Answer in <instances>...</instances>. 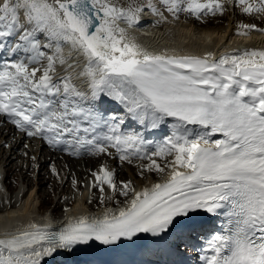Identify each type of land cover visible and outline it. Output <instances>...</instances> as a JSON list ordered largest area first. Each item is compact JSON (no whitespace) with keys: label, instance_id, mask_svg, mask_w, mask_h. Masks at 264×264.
<instances>
[{"label":"snow or ice","instance_id":"6c2138e0","mask_svg":"<svg viewBox=\"0 0 264 264\" xmlns=\"http://www.w3.org/2000/svg\"><path fill=\"white\" fill-rule=\"evenodd\" d=\"M225 2L248 15L264 14V0H160L174 17L183 11L197 19L223 15ZM145 7L163 18L153 0L144 5L131 0L127 7L112 0H0V52L27 51L25 45L37 50L36 33L57 42L43 69L30 67L39 63L35 57L0 67V114L27 137L65 145L69 155L86 149L93 156H111L115 149L121 162L131 164L136 157L148 161L140 166L144 170H168L164 182L137 191L132 181L118 185L115 172L101 165L91 174V187L99 189L102 203L105 186L113 194H131L127 207L118 214L108 209L103 219L81 216L59 232L33 224L32 231L0 238V264H42L46 257L96 242L112 246L142 233L159 237L183 227V219L197 211L216 213L226 205L228 227L208 241L204 264H264V51L219 60L211 53L203 58L150 54L128 40L119 25L136 24ZM238 27L246 30L239 35L264 32L255 24ZM17 35L19 42L8 48V38ZM61 41L84 57L80 75L93 100L110 97L153 129L171 118V135L149 153L141 135L121 131L123 119L113 116L102 125V117L73 99H83L84 93L71 77L53 80L57 61L66 63ZM61 95L57 108L50 97ZM102 127L107 131H98ZM216 134L223 138L212 139ZM52 173L59 176L55 166Z\"/></svg>","mask_w":264,"mask_h":264},{"label":"bare ground","instance_id":"6f19581e","mask_svg":"<svg viewBox=\"0 0 264 264\" xmlns=\"http://www.w3.org/2000/svg\"><path fill=\"white\" fill-rule=\"evenodd\" d=\"M130 2L131 0L122 1V3H124L125 5H128ZM113 3L120 6L118 0H114ZM136 3H139V2L136 1ZM145 10L146 9L144 8V10L140 13L139 21L133 26L130 27L125 21L119 22V25L121 28L125 29L126 34H133V36H135L136 39L140 40L142 43L147 45L149 48L147 50L148 53L153 54V55L196 56V57L202 58V57H205L208 53H211L212 57L219 56V58H221L225 55L239 54L245 50L262 51L264 49V42L260 41L262 39L264 40V35H263L264 32L254 30L242 37H240L239 34H237L239 31H246V30H243V29L241 30L238 27L239 25H237L236 23L232 24L233 22H236L238 18L244 16L243 12H240V10H236L234 8L231 9L232 13L230 12V15H234L235 18L234 19L231 18L232 21L230 25L222 26V25H218L217 23L213 25L212 24L213 22H210L201 28L203 31L200 30L199 32L198 30H196L197 28L195 27V25L197 24L194 23L195 21L192 22V21L187 20V21L178 22L177 19L169 18L168 15L165 14L164 12H161L163 14V18L160 16L161 19L157 18V21H156L153 18L154 17L153 14H151L150 11L145 12ZM226 13H228L227 8H226ZM222 16L223 15L221 16L219 15L218 17L210 18V19L211 20L218 19L220 22L222 21L221 20ZM255 16H256L255 18H250V20H244L245 23L246 24H250V23L257 24L256 26L263 27L264 24L263 26H261L262 24H259V23L264 22V17L259 18L257 15ZM251 19H254V20H251ZM258 19L260 20V22L257 21ZM175 21L177 22L174 23ZM219 26H222L223 28H220ZM242 43L243 44L247 43V45L252 46V48L246 49L245 47L242 46ZM56 46H57V42L54 41V46L52 49L54 54H56L55 53ZM60 46L63 48V55L66 60L65 65L64 64H61V65L65 67L67 72H70L71 78L78 79V80H83V78L85 79V77L80 75L81 73L80 70L82 69L81 63L85 59L80 56L79 52L78 54L74 53L75 51L71 49V46L69 44L61 41ZM69 65H72V66L69 67ZM101 96H104V95L102 94ZM146 127L147 129H152L148 127L147 125ZM11 134H12L11 128L0 127V164H1L0 167H3V169L0 168V202H1L0 203V230L2 228L7 229V228L14 227L16 225L14 223H17L21 221L22 219H23L24 225H27L28 223L31 222V221H25V220H34V222L32 223L34 224L35 222H41L42 218L49 216L51 214H54L52 212L50 213L40 212L41 204L43 202L41 201L39 202V198L37 197V195L41 189H45L50 185L52 186V189L49 190L48 194H54L56 193V190L58 187L57 185L59 184V181L56 182V180H52V178H55L56 175H54V177L52 178L42 175V172L46 171L45 169L49 168V163L51 162L53 157L49 158L48 153L45 152V149L43 147H41L40 151L38 148L33 149L32 151H28L29 158L27 161V164H29L28 171L30 170V167H33L32 171L35 173L37 172L39 174V178H38L39 189L37 190L38 193L36 191L32 193V190L29 193H26L24 191L26 194L23 195L19 201L17 199H19L20 191H18L19 193L17 194V196L12 195L13 197L10 194H6L8 192V189L6 188L4 184V182L6 181L5 179L10 174V171L16 168L15 166L16 164L14 163V161L20 157L21 153L19 152L20 155L18 154L16 156L15 154H17L18 151L21 150V147H22L21 141H18V140L10 141V139L12 138ZM214 139H216V137ZM7 142H9V145H8V148L5 149L4 145ZM21 156H25V154ZM32 157H35V160H32L31 159ZM95 158H98V156H93V155L89 156L88 160L84 162L85 165L87 167L94 168L99 161V159H95ZM64 162L65 163L62 164L63 163L62 160H56V164H57V167L60 169V173H63L61 172V169H64L65 167L71 170V174L73 177L71 176L69 178H67L68 176L64 177L66 178L65 184H64L66 186V185H69L68 184L69 179H72L73 181V178H74L73 171L74 169H76V166L82 165V163L80 161H73V160L72 161L68 160ZM129 167H130L131 173L136 176L138 171L132 166H129ZM51 169H48L47 173L49 171L51 173ZM25 170H26V167L25 166L22 167V173H24ZM4 173L6 174V177ZM76 174L77 176L74 179L77 181V184L74 186V188L72 187L73 184H70L71 187L76 190V191L74 190V192L76 193V201L73 202V198L72 199L69 198V195H66L65 197V192L69 191L70 185L64 188V190L60 193L62 194L64 192V195H62L61 197H65V203L67 206L70 205L71 202H73L72 205L70 206L71 208L67 209L65 214L61 216V217L67 216L68 219L73 218V217H81L83 214L88 213L90 209H93V206H92L93 204L89 203V199H91L92 195H94L95 189L91 187L92 182H90L89 179H85L87 176H89V174L87 171H84L83 169H78V168L76 170ZM25 175L28 178L27 182L32 181V185H33L34 180L32 179V176L29 175L28 173H26ZM51 175L53 174L51 173ZM116 175L117 177L121 176L123 179L130 177V175L128 174L126 175L124 171H120V172L117 171ZM149 177H152V178H149ZM145 178L146 180L144 181L143 185L141 187L135 188L137 191H140L144 189L145 187L150 188L152 184L154 183L164 182L167 179V173L166 174L165 173L164 174L153 173V176L149 174ZM24 182H26L25 178H24ZM132 187L134 188L133 184H132ZM105 194L107 195L106 197L110 199V201L104 200L103 203L101 202L102 203L100 204L101 206H98L96 209H94V210H99V212L97 214H90V215L87 214L86 215L87 218H95L102 211L106 212L108 209L117 207L121 203L127 202L130 198H132L131 194L128 197L121 198L118 195V192L113 194L112 190L108 188L105 189ZM115 200L118 202H115ZM124 206L120 208H123ZM113 211H116V210H113ZM59 221L60 223H64V220L62 219ZM46 229H54V228L46 227ZM19 233L21 232L13 233V232H1L0 231V238H5L6 236H13ZM158 241L161 242V239ZM149 250H150L149 251L150 253L146 255L148 258V264L157 263L158 262L157 258L159 260V257H158L159 252L154 251L153 246H151ZM153 252H155V254L150 256V254H153ZM140 253L144 257L145 248L141 249ZM153 257H155V259H153ZM160 257H162V255ZM52 262H53L52 257H46L45 260L42 262V264H51Z\"/></svg>","mask_w":264,"mask_h":264},{"label":"rangeland","instance_id":"374dc122","mask_svg":"<svg viewBox=\"0 0 264 264\" xmlns=\"http://www.w3.org/2000/svg\"><path fill=\"white\" fill-rule=\"evenodd\" d=\"M114 0H112V2H113ZM122 1L123 0H118V2H119V4H120V7H127L128 5H125L124 3H122ZM136 1H138L139 3H141V5H144V4H146L147 3V0H136ZM153 2L154 3H156L157 2V0H153ZM122 5V6H121ZM227 11H228V13H226V11H225V13L223 14V16H222V21H220L219 22V20L218 19H213V20H211V19H209V20H206V21H204V22H199V21H196V20H194V19H192L191 17H188V16H186V18L188 19V21H195L194 23L195 24H197V25H195V27L197 28L196 30H198V32L201 30V31H203L201 28L203 27V26H205V25H207V23H210V22H213L212 24L214 25V24H218V25H222V26H227V25H230V23H231V21H232V19H234L235 17H234V15H230V12L232 13V8H234V9H236V10H240V12H242L241 11V8H240V6H235L234 4H232V3H229V4H227ZM145 12H148V11H150L153 15H157V14H154L151 10H149L147 7H145ZM255 15H257L259 18H263L264 17V14H252V15H248V14H245L244 13V16L243 17H240V18H238L237 20H236V22H233L232 24H234V23H236L237 25H240V24H246L245 23V21L244 20H250V18H255L256 16ZM221 16V15H220ZM246 16H248V17H246ZM181 17H183V18H185V16H181ZM230 18V19H229ZM232 18V19H231ZM174 19H178V18H176V17H174ZM251 20H254V19H251ZM178 22L179 21H187V20H184V19H179V20H177ZM177 21H175L174 23H176ZM258 22H260V20L258 19L257 20ZM186 23V22H185ZM224 23V24H223ZM250 24H252V23H250ZM259 24H262L261 26H263V24H264V22H261V23H259ZM211 25V24H210ZM255 25H257V24H255ZM222 26H219L220 28H223ZM199 28V29H198ZM263 28H264V26H263ZM210 30V29H209ZM242 30V29H241ZM264 35V34H263ZM240 37H242V36H245V35H239ZM261 42H264V40L262 39V40H260ZM8 143H6L5 145H4V147H5V149H7L8 148ZM19 152H20V150L18 151V153L17 154H15V156L16 155H18L19 154ZM27 153L29 154V152L27 151ZM20 155V154H19ZM28 158H29V155L27 156V157H25V156H21L20 155V157L19 158H17L15 161H14V163L16 164L15 166H16V168H14L12 171H10V174L7 176V178L5 179L6 181L4 182V184H5V186H6V188L8 189V192L6 193V194H10L11 196L12 195H16L17 196V194L19 193L18 191H20V195H19V199H17L18 201L20 200V198H22V196L23 195H25L26 193H29V192H31V190H32V193L34 192V191H36L37 192V190L39 189V186H38V178H39V174L36 172H33L32 170H33V167H30V170L28 171V166H29V164H27V161H28ZM18 159H20V160H18ZM70 161H72V160H70ZM73 161H76V160H73ZM99 162V161H98ZM51 163L52 162H50L49 163V168L48 169H51L53 166H56L57 167V164H56V162H55V164L53 165V166H50L51 165ZM65 162L63 161V163L62 164H64ZM81 163H82V165H77L76 166V169H74V171H73V174H74V178H76V176H77V174H76V170H77V168L78 169H83L84 171H86V168H85V164L81 161ZM26 164V165H25ZM1 165V164H0ZM68 165V164H67ZM3 166V165H2ZM26 167V170H25V172L24 173H22V167ZM59 166V165H58ZM38 167H39V165H38ZM55 167V168H56ZM0 168H2L3 169V167H0ZM7 168H8V166H7ZM125 168H126V170H125ZM125 168L122 166V171H124L125 172V174L127 175H130V177H127V178H125V179H123L121 176L120 177H117V178H121L122 180H129V181H132V184H133V186H134V188H137V187H141L142 185H143V183H144V181L146 180V178L145 177H147V175H151V176H153V173H148V174H146L144 177L143 176H140L138 173L136 174V176L135 175H133L132 173H131V170H130V167L129 166H125ZM48 169H45L46 171H43L42 172V175H44V176H46V177H54V175H51V173H52V169H51V173H50V171L47 173V171H48ZM56 170H57V172L59 173V176H55V178H52V180H56V182H58L59 181V184L57 185L58 187H57V190H56V193H54V194H48L49 193V190L50 189H52V186L50 185V186H48L47 188H45V189H41L40 191H39V193H38V195H37V197L39 198V202L41 201V202H43L42 204H41V210H40V212L41 213H50V212H52V213H54V214H59V216H62V215H64L65 214V212H66V210H67V207L68 206H71L72 205V203L73 202H75L76 201V193L74 192V190L75 189H73L74 188V186H72L71 187V185L70 184H72V179H69V181H68V184L70 185V189H69V191L68 192H65V197H66V195H69V198H73V202H71V204L70 205H66V203H65V197H61L62 195H64V192L62 193V194H60L63 190H64V188H66V187H68L69 185H64L65 184V180H66V178H64V177H66V176H68L67 178H69L70 176L71 177H73L72 176V174H71V170L69 169V168H64V169H61V172H63V173H60V169L57 167L56 168ZM63 170V171H62ZM28 171V172H27ZM2 172H3V170H2ZM120 172V171H119ZM129 172V173H128ZM137 172V171H136ZM26 173H28L29 175H31L32 176V179L34 180V183H33V185H32V181H29V182H27V180H28V178L26 177ZM33 174V175H32ZM53 174V173H52ZM4 175H5V177H6V174L4 173ZM65 175V176H64ZM133 177V178H132ZM24 178H25V181L26 182H24ZM73 178V179H74ZM132 178V179H131ZM145 178V179H144ZM149 178H152V177H149ZM85 179H89V176H87ZM136 180V181H135ZM136 182V183H135ZM32 185V186H30V185ZM8 186V187H7ZM11 188V189H10ZM78 189V188H77ZM10 191H12V192H10ZM26 193H25V192ZM76 191V190H75ZM23 193V194H22ZM71 194V195H70ZM101 196H102V194L100 193V191H96V190H94V195H92V198L91 199H89V203H91V204H93L92 206H93V209H96L98 206H101L100 204H102L101 203ZM107 195L104 193L103 194V197H104V200H105V198H107L106 197ZM13 197V196H12ZM22 200V199H21ZM1 203V202H0ZM7 203H9V202H7ZM67 206V207H66Z\"/></svg>","mask_w":264,"mask_h":264}]
</instances>
